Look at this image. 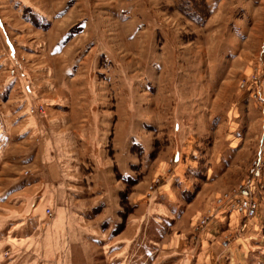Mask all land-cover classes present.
<instances>
[{
    "label": "rangeland",
    "instance_id": "374dc122",
    "mask_svg": "<svg viewBox=\"0 0 264 264\" xmlns=\"http://www.w3.org/2000/svg\"><path fill=\"white\" fill-rule=\"evenodd\" d=\"M263 153L264 0H0V194L34 172L54 183L71 179L90 228L108 208H92L95 199L118 202V235L136 225V201L174 173L178 155L189 161L190 187L176 190L181 210L161 239L179 244L164 241L159 255L185 254L194 264L214 211L230 204L234 215L209 248L227 256L246 233L259 210L252 176ZM246 184L257 202L252 216L238 205ZM43 190L9 192L0 217L22 215L23 198ZM52 207L38 226L19 216L0 227V240L12 233L11 245L21 246L4 242L0 264L54 260L60 247L51 256L42 247L48 228L37 241ZM261 224L247 231L246 257L231 264H264ZM66 246L58 264H107L104 245L91 243L86 256L72 230Z\"/></svg>",
    "mask_w": 264,
    "mask_h": 264
},
{
    "label": "crops",
    "instance_id": "0c3cea01",
    "mask_svg": "<svg viewBox=\"0 0 264 264\" xmlns=\"http://www.w3.org/2000/svg\"><path fill=\"white\" fill-rule=\"evenodd\" d=\"M264 155V153L262 154ZM176 164L174 167V173L167 178L160 187L156 189V191L150 195L146 200L144 198H139L135 205L142 209L140 211V215L136 219H132V223L136 222V225H127L125 229L120 233L116 234V231L119 229V225L122 223L120 219V213H122V209L118 205V202L112 197H101L95 199L92 204V208L97 209L99 205H107L108 208L105 209L106 214L97 219V216L100 213L94 215V217H89L86 219H97L95 227L90 228L91 224L85 223L82 224L81 220L85 218L89 213L79 204L81 193L78 190H75L73 181L68 179V181L72 184H66L65 181H58L56 183L48 180L47 173L43 171L34 172L29 177H27L28 184L23 185L21 180L15 182L13 185L0 194V202L8 195L9 192L13 190H19L24 188H31L38 184H42L44 187L42 195L37 196H25V205L23 207V213L17 214L13 211L9 212L8 217H0L2 223L0 227L5 224V222L9 219H13L14 217H24L18 220L28 221L34 219L36 222V226L40 225L41 222L46 219L45 209L48 205H51L53 208V216L51 220H47L44 226V231L41 237L37 240L40 242L42 236L46 229H49L48 234L45 232V241L42 240V247H46L45 254L53 255L57 250V247L60 248L56 251L54 255V260L48 259L41 254L39 257L42 259L41 264H58L55 257L59 258V254H66V250L68 246L65 247V237H69L70 231H73L74 237L81 245V250L84 254H88L87 246L92 244H100L104 245V253L106 254L107 264H175L177 260H179V264H189L187 255L175 253L172 255H168L166 257H160V249L161 245L164 244V241L167 243L166 245L174 247L178 241L176 238L166 239L163 241L162 238H165L166 234L169 231V225L173 222V217L179 215V211L181 210L180 199L176 196L182 190L188 189L190 187L189 179H187L186 172L190 171L189 161H181L180 158L177 157ZM46 179L41 181V179ZM19 183V186L17 185ZM255 188L256 197L259 202V210L256 218H251L246 222V233L241 235V238L235 239L230 243V250L228 255L223 256L220 255L219 250L216 246L209 248V242L215 238V235L219 232V229L224 227L225 219L224 217L230 216L233 214L232 210H229L232 206L230 204L224 206L223 208L214 211L213 214L210 215L209 223L207 227L201 232L200 236V248L203 251L199 256L193 257L192 263L199 264L204 263V260L213 263L217 261L220 264H228L232 263L234 258L237 260H241L246 257L248 252V236L247 231L255 232V230L260 229L261 221H264V195L261 193L258 187ZM177 190V191H176ZM4 194V195H3ZM67 194V195H66ZM69 194V195H68ZM106 196V195H105ZM69 197L74 198L73 201ZM76 199V200H75ZM105 202V203H104ZM103 203V204H102ZM28 205V211H26V206ZM105 208V207H104ZM140 209V210H141ZM177 212H179L177 214ZM30 216H28V214ZM26 216H24V215ZM105 215H107L106 218ZM234 215V214H233ZM17 220V221H18ZM105 220V224L104 223ZM129 220V219H128ZM103 226V230H100V226ZM168 225V226H167ZM8 226V225H7ZM1 230V229H0ZM18 232V229H17ZM20 238H28V231L20 232ZM1 236V233H0ZM10 237H4L0 240V251L1 246L4 242H7L8 246H12L13 249L17 247L20 248V245H11L9 241H14V237L12 233L9 235ZM9 239V240H8ZM36 240V239H35ZM148 240L150 242H148ZM3 242V243H2ZM179 244V243H178ZM48 245V247H47ZM69 245V244H67ZM53 247L55 249L53 250ZM80 249V247H79ZM211 249V250H210ZM73 251V248L71 247ZM34 254L32 250H27ZM158 252V253H157ZM44 254V255H45ZM46 255V256H47ZM88 256V255H86ZM159 256V257H158ZM234 256V258H233ZM45 258L47 261H45ZM198 261V262H197ZM64 262V258L62 259ZM86 263L89 264V261L86 260Z\"/></svg>",
    "mask_w": 264,
    "mask_h": 264
},
{
    "label": "built area",
    "instance_id": "2783aa9c",
    "mask_svg": "<svg viewBox=\"0 0 264 264\" xmlns=\"http://www.w3.org/2000/svg\"><path fill=\"white\" fill-rule=\"evenodd\" d=\"M253 167H254L253 168L254 176L252 177L253 179L258 180V183L260 184L258 186L259 188H261V192L263 191L264 194V160L263 159L255 160ZM250 184H246V186L241 189V200L238 205L243 210H245L244 208L248 209L250 212L249 214L252 216L253 214H255L257 208V202L255 201L254 197H252L251 195L252 189L250 187ZM207 218L208 216H206V218L203 219V223L205 222V220H207ZM206 225L207 224L205 223V226Z\"/></svg>",
    "mask_w": 264,
    "mask_h": 264
},
{
    "label": "bare ground",
    "instance_id": "6f19581e",
    "mask_svg": "<svg viewBox=\"0 0 264 264\" xmlns=\"http://www.w3.org/2000/svg\"><path fill=\"white\" fill-rule=\"evenodd\" d=\"M256 215H257V214H256ZM256 215H255V216H256ZM255 216H254V217H255ZM254 217H253V218H254ZM253 218H252V219H253Z\"/></svg>",
    "mask_w": 264,
    "mask_h": 264
}]
</instances>
